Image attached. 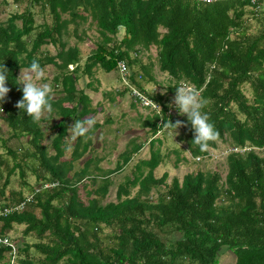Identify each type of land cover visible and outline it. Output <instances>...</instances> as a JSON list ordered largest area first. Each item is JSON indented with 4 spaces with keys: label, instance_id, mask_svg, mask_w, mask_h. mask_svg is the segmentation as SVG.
Listing matches in <instances>:
<instances>
[{
    "label": "trees",
    "instance_id": "16d2710c",
    "mask_svg": "<svg viewBox=\"0 0 264 264\" xmlns=\"http://www.w3.org/2000/svg\"><path fill=\"white\" fill-rule=\"evenodd\" d=\"M31 2L46 10L49 23L35 25L29 9L0 18V63L8 70L10 88L0 103V119L8 139L25 138L26 143L19 160L15 150L6 149L13 163L0 183V208L24 197L19 190L6 193L15 169L21 179L23 168L29 169L40 188L30 189L32 200L22 209L0 215V234L15 248L13 254L0 244V264H13L15 257L21 264H217L220 247L230 252L232 264H264V0ZM7 3L0 0V7ZM247 13L261 20L255 32H250ZM92 25L98 38L79 69V49L63 37L71 33L80 40ZM48 44L54 53L41 50ZM151 47L158 71L167 75L163 93L145 91L142 84L155 82L151 61L139 59ZM33 59L55 68L53 112L39 122L15 107L23 94L17 72ZM119 60L127 69L133 64L137 69L127 70L128 84L111 97L133 86L161 111L141 106L147 111L138 117L143 134H149L148 157L138 159L130 175L117 183L114 200L103 201L109 176L123 169L145 139L130 136L114 166L104 168L103 156L93 153V135L100 125L74 142L69 126L94 112L89 96L77 88L78 72L91 76L95 67L109 72ZM185 84L210 101L206 111L219 132L217 141L248 148L226 153L223 177L216 170L196 168L166 182V172L158 177L153 173L164 157L155 136L167 120L185 122L177 138L192 158L206 157L216 146L217 141L209 142L201 151L187 116L178 113L176 88ZM45 123L54 130L47 144ZM79 185L89 186L85 201ZM14 225H22L21 235L33 234L36 241L17 246L8 235ZM104 228L112 230L102 233Z\"/></svg>",
    "mask_w": 264,
    "mask_h": 264
},
{
    "label": "rangeland",
    "instance_id": "374dc122",
    "mask_svg": "<svg viewBox=\"0 0 264 264\" xmlns=\"http://www.w3.org/2000/svg\"><path fill=\"white\" fill-rule=\"evenodd\" d=\"M24 9H29L33 13L35 25L40 24L41 22H50V16L46 10L41 11L37 5H34L31 2V0H20L18 3H12L10 0H8L6 5L0 7V18L4 19L10 13H18ZM260 12H262L261 9ZM246 18L247 23H249L250 32H255L260 26L261 20H256L254 16L250 15V13H247ZM84 32L85 36L80 40H78L71 33L63 37L66 40L67 45H77L79 49V69L82 68L85 57L93 47L94 41L98 38L93 25L84 29ZM121 35L122 29L120 28L117 33V37H121ZM41 50H45V52L51 54L55 51L54 47L50 44L42 46ZM139 59L142 63H146L149 60L153 64L151 73L155 79V82L142 83L145 91L163 93L167 82V75L165 73L159 72L157 69L154 48L151 47L148 51L143 52L141 55H139ZM43 68L45 69L46 73H48V79L46 82H50L52 84L53 82L51 80V76L55 73V68L49 64L45 65ZM135 69H137V66L133 64L131 67H128L127 70L131 71ZM20 70L17 72V77L20 74ZM92 71L93 73L91 76L79 71L76 85L77 88H81L89 95L91 105L94 107V112L90 116L95 117L97 123L100 125L98 133L93 135V137H98V142L93 141L95 144V150H93V153L103 156L100 164L104 168H111L115 164L117 154L124 148L127 139L132 136L134 132H138V129L141 130L140 119L137 118L135 111L141 113L142 110L141 106L139 105H135L136 107L130 105L132 99L129 95V91L123 93L120 96L117 95L111 98H106V95H104V93H108L110 96H113V94L122 85V80L119 78L116 69L109 72H104L99 67H95ZM242 89L245 95L249 96L248 87L246 85H242ZM50 125V123H45L42 125L44 130V142L46 144L49 142V138L54 132ZM176 131L180 133L181 128L177 129ZM143 132L141 131L137 133V135H140V140L145 139L143 148L131 158V160L123 167L121 171L115 172L109 176L111 184L103 201L114 200V189L117 183L121 182L125 177L130 175V169L138 159L148 157L149 148L147 138L149 137V134H143ZM100 133L103 136L101 141L99 140ZM7 136L8 129L0 119V160L2 161L0 164V183L5 175L6 169L13 163L11 155L7 154V147L13 151L15 150V155L19 160L21 151L23 147L26 146L25 138L8 139ZM155 137L159 138V150L164 155L163 162L154 169L155 176H160L163 172H166L167 177L165 181L169 182L172 177L180 180L183 174L199 168L203 171L216 170L220 173L221 177H223L226 171L225 155L229 148L227 142L217 141L214 148H209L208 156L196 159L189 155L188 151L185 149L184 143L177 138V135H170L168 130H165L164 128L161 129V131L157 133ZM3 139L5 141L4 144L2 143ZM176 158H178V160ZM23 171L24 174L22 179L19 177L16 169L9 176L8 185L6 186V193L9 190H19L21 194L25 196L30 193L31 188L37 185L34 174L25 167L23 168ZM88 188L89 186L82 187L81 185H79L78 188V193L84 201L86 199L84 190ZM133 191L134 189L131 190V193ZM151 193L152 196L155 195L154 191H151ZM22 227V225H14L12 230L9 231L8 235L12 241H15L17 246H20L22 241L27 243L36 241L33 234L22 236L20 233ZM111 230L112 229L110 228H104L102 233H110ZM29 251L30 254H35L32 248H30ZM216 260L217 264L233 263L232 255L224 247H220L217 250ZM13 264L21 263L17 260V257H15ZM58 264H62V261H60Z\"/></svg>",
    "mask_w": 264,
    "mask_h": 264
},
{
    "label": "clouds",
    "instance_id": "9594fccd",
    "mask_svg": "<svg viewBox=\"0 0 264 264\" xmlns=\"http://www.w3.org/2000/svg\"><path fill=\"white\" fill-rule=\"evenodd\" d=\"M22 85V98L16 102L15 107L22 109L30 116L33 121L39 122L53 112L52 99L55 96V89L48 79V73L41 66L38 59H33L29 67L20 70L17 78ZM8 70L0 63V103L6 101L10 88L7 86ZM174 104L179 114L186 115L187 121L193 130V142L199 146L201 151L209 147V142H215L219 138V132L211 122L209 112L210 101L202 96V93L195 86L187 84L176 88ZM148 103L160 109L159 105L149 100ZM3 109L0 108V111ZM97 121L95 117H87L74 121L70 126L71 141L79 137L87 136L95 128ZM165 130L174 136L179 133L176 131L181 127H186L185 122L177 120L174 123L167 120L163 123ZM97 132V131H96ZM95 132V133H96ZM94 133V134H95ZM103 139L102 134L99 140ZM180 147V146H179Z\"/></svg>",
    "mask_w": 264,
    "mask_h": 264
},
{
    "label": "built area",
    "instance_id": "2783aa9c",
    "mask_svg": "<svg viewBox=\"0 0 264 264\" xmlns=\"http://www.w3.org/2000/svg\"><path fill=\"white\" fill-rule=\"evenodd\" d=\"M116 71L118 72L119 78L122 80V84H128V79H127V67L126 64L123 60H119L116 63ZM129 95L131 97V99L136 102L137 104H139L140 106H146L149 107V109H155L157 110V107H154L152 105H150L148 103L149 98H147L143 92L137 90L136 88H134L133 86H129ZM248 148H237V147H231L228 149V151H233V152H241L244 151ZM199 159V158H196ZM43 187H46L48 184L47 183H43L41 184ZM39 186H35L33 187L32 191L36 192L37 190H39ZM32 200V193H28L27 195H25L18 203H15L9 207H5L3 209L0 210V215H4L8 212H10L11 210H17V209H22L26 203L30 202ZM0 244L8 246L12 249V253L14 254V246L13 244L7 239V237L2 236L0 234ZM13 257V256H12ZM11 263H12V258H11Z\"/></svg>",
    "mask_w": 264,
    "mask_h": 264
},
{
    "label": "crops",
    "instance_id": "0c3cea01",
    "mask_svg": "<svg viewBox=\"0 0 264 264\" xmlns=\"http://www.w3.org/2000/svg\"><path fill=\"white\" fill-rule=\"evenodd\" d=\"M83 91H84V90H83ZM84 92H85V91H84ZM85 93H86V92H85ZM86 94H87V93H86ZM87 95H88V94H87ZM104 95H105V94H104ZM104 95H103V96H104ZM88 96H89V95H88ZM116 96H117V95H116ZM106 98H111V96H110V95H109V97L106 96ZM130 105H131V104H130ZM131 106H132V105H131ZM134 107H136V106H134ZM141 110H142L141 113H140V112L138 113L137 111H135V113L137 114V118H138V119H139L138 115H140V114H145V113L147 112L145 108H142V107H141ZM92 113H93V112H92ZM92 113H91V114H92ZM91 114H88V115H86V116H90ZM85 118H87V117H85ZM140 129H141V130L138 129V132H141V131L143 132V131H144L143 128H140ZM98 130H99V129H98ZM138 132H137V131H136V133L134 132L132 136L137 135ZM96 133H98V131H97ZM97 139H98L97 136L93 137V141H97V142H98ZM142 148H143V146H142ZM142 148H141V149H142ZM93 150H95V144H94V142H93ZM100 166L103 167L101 164H100ZM153 173H154V172H153ZM156 177H158V176H156Z\"/></svg>",
    "mask_w": 264,
    "mask_h": 264
}]
</instances>
